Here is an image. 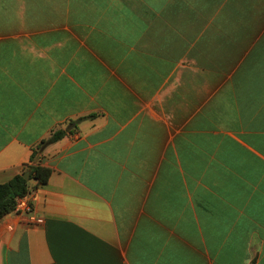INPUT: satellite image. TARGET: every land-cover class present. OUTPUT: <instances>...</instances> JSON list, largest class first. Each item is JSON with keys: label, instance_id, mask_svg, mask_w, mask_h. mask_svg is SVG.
I'll use <instances>...</instances> for the list:
<instances>
[{"label": "crops", "instance_id": "1", "mask_svg": "<svg viewBox=\"0 0 264 264\" xmlns=\"http://www.w3.org/2000/svg\"><path fill=\"white\" fill-rule=\"evenodd\" d=\"M59 130L0 264H264V0H0V184Z\"/></svg>", "mask_w": 264, "mask_h": 264}, {"label": "trees", "instance_id": "2", "mask_svg": "<svg viewBox=\"0 0 264 264\" xmlns=\"http://www.w3.org/2000/svg\"><path fill=\"white\" fill-rule=\"evenodd\" d=\"M67 131L59 130L54 132L51 137L43 141L38 149L34 150L27 166V170L31 171L30 180H36L37 186L45 185L50 179L52 170L42 165V152L46 146L61 140ZM23 175L15 176L14 179L7 183L0 184V221L11 214L15 208L16 200L19 197L25 196L30 188L29 181L22 177Z\"/></svg>", "mask_w": 264, "mask_h": 264}, {"label": "built area", "instance_id": "3", "mask_svg": "<svg viewBox=\"0 0 264 264\" xmlns=\"http://www.w3.org/2000/svg\"><path fill=\"white\" fill-rule=\"evenodd\" d=\"M33 200V189H30L25 196L19 197L16 200L15 208L11 214H13L22 225L40 226L44 224V219L38 216L35 210Z\"/></svg>", "mask_w": 264, "mask_h": 264}, {"label": "water", "instance_id": "4", "mask_svg": "<svg viewBox=\"0 0 264 264\" xmlns=\"http://www.w3.org/2000/svg\"><path fill=\"white\" fill-rule=\"evenodd\" d=\"M30 175H31V174H30V171H27L26 173L23 174L22 177H23L24 179H26L27 181H29V180H30V177H29Z\"/></svg>", "mask_w": 264, "mask_h": 264}]
</instances>
